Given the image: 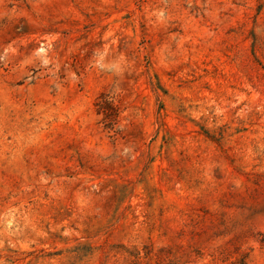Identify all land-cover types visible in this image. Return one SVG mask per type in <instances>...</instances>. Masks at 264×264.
Listing matches in <instances>:
<instances>
[{
  "label": "rangeland",
  "instance_id": "374dc122",
  "mask_svg": "<svg viewBox=\"0 0 264 264\" xmlns=\"http://www.w3.org/2000/svg\"><path fill=\"white\" fill-rule=\"evenodd\" d=\"M0 264H264V0H0Z\"/></svg>",
  "mask_w": 264,
  "mask_h": 264
},
{
  "label": "trees",
  "instance_id": "16d2710c",
  "mask_svg": "<svg viewBox=\"0 0 264 264\" xmlns=\"http://www.w3.org/2000/svg\"><path fill=\"white\" fill-rule=\"evenodd\" d=\"M103 100L97 103L98 110L104 115V119L107 122V126L114 124L116 120L118 106L114 103L113 99L108 96H102Z\"/></svg>",
  "mask_w": 264,
  "mask_h": 264
}]
</instances>
